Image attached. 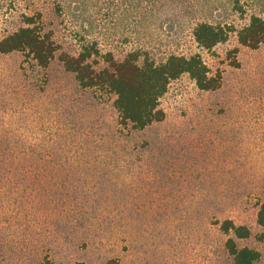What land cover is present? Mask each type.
Instances as JSON below:
<instances>
[{"label":"rangeland","instance_id":"rangeland-1","mask_svg":"<svg viewBox=\"0 0 264 264\" xmlns=\"http://www.w3.org/2000/svg\"><path fill=\"white\" fill-rule=\"evenodd\" d=\"M37 8L67 48L69 32L91 29L78 4L62 16L47 1ZM107 11L92 31L121 58L140 36L123 34L126 15ZM13 13L0 39L19 24ZM173 27L148 35L154 54L178 43ZM182 40L222 87L206 92L181 77L161 100L165 120L142 131L120 125L113 100L82 89L58 59L44 69L0 52V264H234L212 218L221 211L252 229L240 245L264 264L248 199L253 190L264 201V44L243 47L234 34L208 52Z\"/></svg>","mask_w":264,"mask_h":264},{"label":"trees","instance_id":"trees-1","mask_svg":"<svg viewBox=\"0 0 264 264\" xmlns=\"http://www.w3.org/2000/svg\"><path fill=\"white\" fill-rule=\"evenodd\" d=\"M41 1H47L58 16H62L71 4H78L82 16L77 17L83 19L84 25L89 22L91 29L82 27L83 31L69 32L71 43L67 48L55 30L44 22V14L37 8ZM114 4H117V11L113 10ZM105 8L108 9L106 18L114 12L126 15L123 34L133 30L129 33L134 35L132 37L140 36V41L135 38L134 46L121 58L110 44L101 41L92 31L95 25L91 20L96 21L97 12ZM13 11L19 14L20 21L13 31L6 29L1 36L2 54L22 53L44 69L58 59L82 89L111 98L119 124L130 125L136 131L165 120L161 100L170 85L181 77L188 75L206 92L222 87V74L212 75L201 54L182 49L183 37L190 36L199 49L208 52L227 43L234 34L243 47L256 50L264 44V0H0V21L5 24L14 21ZM218 13H223L221 19ZM234 18L244 21L241 27L236 26ZM103 22L102 18L99 24L104 26ZM165 26L176 27L174 36L178 43L167 48L163 55H156L147 38ZM131 40L126 38L124 42L130 44ZM249 194L248 199L256 200L258 208L256 223L264 228L262 193L251 190ZM233 214L221 211L219 215H212L215 225L226 237L225 249L234 258V264H258L261 252L240 245L253 237V231L248 225L239 223ZM108 264L121 263L112 259Z\"/></svg>","mask_w":264,"mask_h":264}]
</instances>
